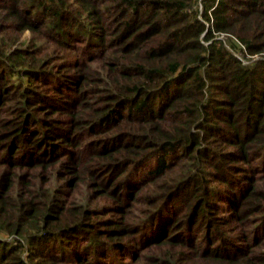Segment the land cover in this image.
<instances>
[{"label": "trees", "instance_id": "16d2710c", "mask_svg": "<svg viewBox=\"0 0 264 264\" xmlns=\"http://www.w3.org/2000/svg\"><path fill=\"white\" fill-rule=\"evenodd\" d=\"M0 264H264V0H0Z\"/></svg>", "mask_w": 264, "mask_h": 264}]
</instances>
